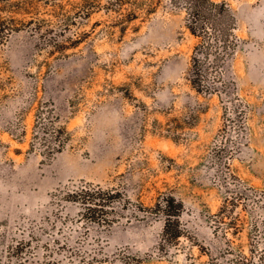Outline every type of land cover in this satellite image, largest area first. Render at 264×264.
I'll list each match as a JSON object with an SVG mask.
<instances>
[{
    "label": "rangeland",
    "instance_id": "rangeland-1",
    "mask_svg": "<svg viewBox=\"0 0 264 264\" xmlns=\"http://www.w3.org/2000/svg\"><path fill=\"white\" fill-rule=\"evenodd\" d=\"M215 1L206 94L172 0H0V264H264V0Z\"/></svg>",
    "mask_w": 264,
    "mask_h": 264
},
{
    "label": "trees",
    "instance_id": "trees-1",
    "mask_svg": "<svg viewBox=\"0 0 264 264\" xmlns=\"http://www.w3.org/2000/svg\"><path fill=\"white\" fill-rule=\"evenodd\" d=\"M176 6L182 7L186 13V27L190 33L199 39L192 57L190 80L192 87L199 93L212 94L217 91L218 82L222 80L221 71L236 50L238 39L235 34L238 19L236 13L226 1L215 0H172ZM4 24V21L1 23ZM215 73L211 82L210 74ZM77 199L84 206L87 215H95L102 206L104 196L116 199L115 193L94 188L91 191L86 188L77 192ZM83 198V199H82ZM175 199H166L164 206L159 205V210L164 207L167 210V228L173 218L180 216L183 203L175 205ZM112 201L110 204H113ZM104 206V204H103ZM93 221L100 223L98 217H92ZM175 236H181L179 232Z\"/></svg>",
    "mask_w": 264,
    "mask_h": 264
}]
</instances>
